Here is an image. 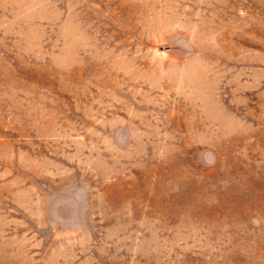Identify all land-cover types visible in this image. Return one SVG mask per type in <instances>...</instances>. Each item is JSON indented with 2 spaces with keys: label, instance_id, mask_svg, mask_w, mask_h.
I'll return each mask as SVG.
<instances>
[{
  "label": "rangeland",
  "instance_id": "1",
  "mask_svg": "<svg viewBox=\"0 0 264 264\" xmlns=\"http://www.w3.org/2000/svg\"><path fill=\"white\" fill-rule=\"evenodd\" d=\"M0 264H264V0H0Z\"/></svg>",
  "mask_w": 264,
  "mask_h": 264
}]
</instances>
